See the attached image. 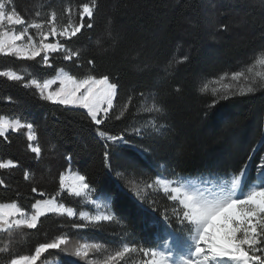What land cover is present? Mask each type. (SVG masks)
Masks as SVG:
<instances>
[{"label": "trees", "instance_id": "1", "mask_svg": "<svg viewBox=\"0 0 264 264\" xmlns=\"http://www.w3.org/2000/svg\"><path fill=\"white\" fill-rule=\"evenodd\" d=\"M10 1L27 22L42 23L55 12L56 23L64 27L69 24V9L78 11L83 3L93 2ZM96 5L91 29L70 41L60 40L78 53L72 61L63 59L66 53H50L49 67L43 54L34 60L0 54V71L10 69L23 77L21 81L0 77V117L33 124L37 136L33 143L41 149L39 157L31 152L27 129L10 130L7 140L0 137V162L12 160L17 165L0 169L4 181L0 203L15 201L30 211L37 200L55 199L76 213L46 214L35 229L17 230L13 239L9 237L7 250L0 251V264L13 256L32 255L39 244L60 237L65 243L42 253L35 264L50 259L59 264L105 262L106 250L114 256L125 244L158 247L165 230L186 237L190 232L178 230L173 214L179 203L154 189L155 179L239 175L245 165L252 176L264 155V82L257 81L253 93L226 96L201 88L206 79L251 76L252 66L264 54V0H96ZM89 59L94 66L87 64ZM61 70L78 78L107 74L117 83L114 110L99 131L123 134L126 143L101 138L86 111L46 101L35 86H25ZM148 96L161 112L143 109ZM70 168L86 177L94 197L111 199L113 220L91 222L79 216L89 206L60 185V176ZM33 187L38 191L32 192ZM85 244L99 247L88 258L76 256V249ZM123 258L132 264L146 259L140 251Z\"/></svg>", "mask_w": 264, "mask_h": 264}, {"label": "snow or ice", "instance_id": "2", "mask_svg": "<svg viewBox=\"0 0 264 264\" xmlns=\"http://www.w3.org/2000/svg\"><path fill=\"white\" fill-rule=\"evenodd\" d=\"M96 6V0H93L91 4L83 3L78 11L79 23L69 24L59 31L55 12L51 13L47 21L33 22L31 25L23 27L22 31H12L6 29L5 26L15 28L24 26L26 22L14 7L9 10V5L5 0H0V54L34 60L43 53V63L49 67H51L50 53H66L63 59L72 61L74 57H78L77 52L66 48L60 42L48 43L47 40L51 36L62 37L70 41L84 29H91ZM85 18H87V23ZM45 24L48 26L47 31L44 30ZM29 28L37 30L38 41L29 33ZM94 63L92 59L87 61L89 66H94ZM235 75L239 76L242 73ZM0 77L14 81L23 80L21 75L10 69L0 71ZM57 83L59 86L55 90H49L52 85ZM29 85L39 89L40 96L46 101L86 110L90 120L98 126V135L101 138L113 144L126 143L123 134L108 135L104 131H99V126L114 110V100L118 93V85L111 81L109 75L88 74L83 78H78L76 75L61 70L53 79H46L43 83L32 79L25 86ZM261 86L264 87V84ZM255 91L256 89L251 86L246 89V93ZM215 103L216 101H213V105ZM21 129H27L29 148L39 157L40 147L33 146V142L37 139L33 124H22L20 120L10 121L0 118V137H4L5 140L8 138L9 130L18 132ZM134 131L139 132L138 129H134ZM104 156L106 166L110 167L107 165L108 153L105 152ZM16 166L12 160L0 162V169ZM246 167L247 165L240 169V175L230 181L218 184L215 191L205 192L191 186L170 188V198L173 201H178L180 206L175 210L177 218L191 233L190 241H181L186 246V253H177L182 264H210V262L212 264H225V262L227 264H264V183L252 187L251 190H245L242 186V177H246ZM260 174L264 176V159L261 161ZM29 175V172L25 171L24 178L28 179ZM3 184L4 181L0 179V185ZM60 185L62 188L67 187L68 192L77 197L89 188L86 177L79 174L73 178V183L68 185H65V176L61 175ZM37 191V188H32V192ZM168 191L169 188L165 187V192ZM136 195L143 200L139 191H136ZM32 208L33 211L29 213L15 201L0 203V232H7L9 237H12L17 230L35 229L40 218L46 214L66 213L69 217L76 215L72 208H66L63 204L56 203L55 199L37 200ZM81 216L91 222L113 220L111 215L88 216L81 213ZM73 227L80 229L84 225L74 224ZM64 243V237L50 243H41L35 248L33 255L13 256L7 261V264H35L42 253L48 249L59 248ZM175 243L177 240L173 239V244ZM98 247V245L93 246V248ZM6 250L0 249V251ZM137 251H140L144 257H152L151 260L145 259L144 264H178L177 260L172 259L173 252L170 248H166L164 251H157L153 248L138 249L135 244H125L122 251H117L114 256H109L104 264H111L112 261ZM88 252L89 245L85 244L76 249L74 254L86 257Z\"/></svg>", "mask_w": 264, "mask_h": 264}, {"label": "rangeland", "instance_id": "3", "mask_svg": "<svg viewBox=\"0 0 264 264\" xmlns=\"http://www.w3.org/2000/svg\"><path fill=\"white\" fill-rule=\"evenodd\" d=\"M5 2L9 5V10H12L13 6H12L11 1L5 0ZM70 10L71 11L69 12V24L79 23V15H78L79 10L78 11L73 10V9H70ZM25 22L26 23L24 26H16L15 28H11L10 26L6 25L5 27H6V29L12 30V31H22L23 27L31 25L33 23V22H27V21H25ZM35 23H40V22H35ZM56 25H57L58 31L62 30L64 28V26H59L57 23H56ZM47 28H48V26L45 24L44 30L47 31ZM29 33L34 38H36L38 41L39 37H38L36 29L29 28ZM62 39H64V38L49 36L47 42L48 43H56V42H60V40H62ZM60 72L61 71H59L57 73V75ZM64 72H66V71H64ZM16 73H18V72H16ZM18 74L21 75L20 73H18ZM57 75H55L52 78H48V79H53ZM244 79H246V80H244ZM244 79H243L242 75H239V76H236L235 74L223 75V76L218 77V78L203 80L201 82V88L203 90L213 92L217 96H226V95L232 94L234 92H244V91H246V89L249 86L253 87L254 84L257 83V81L264 82V54L262 56H260L259 59L257 60V62L252 66L251 76H249L248 78L245 77ZM248 80L250 82L252 80V83L248 84L249 83ZM39 81L41 83H43L44 80H39ZM58 86H59L58 83L56 85H52L49 90H55ZM114 105H115V100H114ZM143 109L146 112L152 113L155 115L157 113L161 112L159 107L153 101L152 96L147 97V99L145 100ZM82 110H84V109H82ZM84 111H86V110H84ZM0 118H4V119L10 120V121L18 120L17 118H11V117H6V116H2ZM33 146H35L34 143H33ZM262 159H264V155L262 157H260L259 163H257L255 165V167L253 169L254 174L252 176L249 175L247 173V170H246V177H242V186L245 190H251L252 187L257 186L261 183H264V176H261V174H260V165H261ZM77 174H79V173L73 171V169H71V168L69 170H67L64 173L65 185L73 183V178ZM235 176H238V175H228V176H224V177H217L214 175H198V176H180V175H178V176L171 178V179L168 177H165V176H161V177L155 179V183H154L155 186L153 188L168 194L170 197H171L170 188H172V187L191 186V187H197L200 190L205 191V192H211V191H215L217 189L218 184H220L224 181H230ZM165 187L169 188L168 192H165ZM62 189L68 191L67 187H64ZM70 194H72V193H70ZM72 195H74V194H72ZM79 197L81 198V204L88 205L90 208V209L82 211L81 213H85L88 216H98V215L99 216H103V215L113 216L112 211H111V207H110V204H111L110 198L94 197L90 191V188H88V190ZM55 202L63 204L57 200H55ZM176 202H178V201H176ZM63 205L66 208H71V207L66 206L65 204H63ZM32 211H33V208L27 212L31 213ZM81 213H79V216L84 218L83 216H81ZM173 214L177 219L178 230H180V231L187 230L185 225L181 224L180 220L177 218L176 211ZM61 215H63V214H61ZM10 238L13 239V237H10ZM173 239H176L177 243L173 244ZM190 239H191V233L188 235V237H180V236H175L172 233H169L168 230H165L163 235L161 236V240H160L161 244L159 245V247L155 248V250L164 251L166 248H170L173 252L172 259L177 260L178 264H182V261L180 260L177 253H181V254L186 253V246L184 244H182L181 241H190ZM10 242H12V241H10V239H9V234H5V232H0V249H6L9 246ZM87 245H89V244H87ZM81 246L82 245H80L79 248ZM90 246L91 245H89L88 254L92 250H94V248H91ZM103 254H104L103 259H105V261H106L109 257L108 256L109 253L106 250V252ZM88 256L89 255H87L86 257L88 258ZM82 257H84V256H82ZM122 259H124V258H122ZM146 259L151 260L152 257L149 256V257H146ZM92 260H93L94 264H103L104 263V262H100V259H98L97 261L95 259H92ZM120 260H121V258H120ZM113 262L114 261H112L111 263L113 264ZM127 263L132 264L131 261H128L125 259L122 261V264H127ZM46 264H59V263L55 259H50L49 262H47ZM140 264H144V262H142ZM210 264H212V262H210ZM225 264H227V262H225Z\"/></svg>", "mask_w": 264, "mask_h": 264}]
</instances>
